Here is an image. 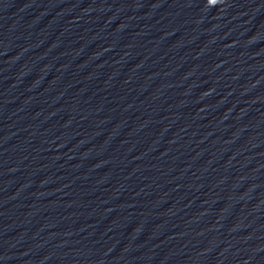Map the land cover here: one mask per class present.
<instances>
[{
    "label": "water",
    "instance_id": "obj_1",
    "mask_svg": "<svg viewBox=\"0 0 264 264\" xmlns=\"http://www.w3.org/2000/svg\"><path fill=\"white\" fill-rule=\"evenodd\" d=\"M145 264H264V0H93Z\"/></svg>",
    "mask_w": 264,
    "mask_h": 264
}]
</instances>
